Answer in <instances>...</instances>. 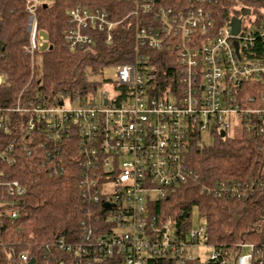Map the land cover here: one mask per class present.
<instances>
[{
  "label": "built area",
  "instance_id": "1",
  "mask_svg": "<svg viewBox=\"0 0 264 264\" xmlns=\"http://www.w3.org/2000/svg\"><path fill=\"white\" fill-rule=\"evenodd\" d=\"M24 1L31 72L0 106V216H20L26 190L9 177L19 156H31L50 179L76 176L86 206L79 239L57 238L52 246L62 255L46 245L44 264H264V243L241 242L236 254L223 253L208 244L205 225L182 232L153 212L183 186L246 199L263 184L224 180L206 188L188 152L204 130L226 135L230 121L241 123L242 134L264 135V0H116L128 9L117 19L76 4L65 12L69 53L92 52L98 40L112 43L124 24L133 59L113 66L112 78L104 67L96 89L84 95L50 96L31 91L30 83L45 46L38 8L51 4ZM232 19L239 20L236 33ZM82 77L92 76L85 70ZM10 87L0 70V88ZM202 246L211 248L204 262L191 254Z\"/></svg>",
  "mask_w": 264,
  "mask_h": 264
},
{
  "label": "trees",
  "instance_id": "2",
  "mask_svg": "<svg viewBox=\"0 0 264 264\" xmlns=\"http://www.w3.org/2000/svg\"><path fill=\"white\" fill-rule=\"evenodd\" d=\"M76 4L103 8L116 19L128 11L116 0H54L51 5L40 6L39 27L47 36V45L35 57L31 91L49 96L57 92L84 95L96 89L94 78L104 67L132 61V31L124 24L118 27L110 44L98 40L92 52L67 51L63 41V32L68 27L65 12ZM24 6V0H0V70L11 83L9 89L0 88V106L29 81L31 64L24 50L27 44ZM164 65L161 61L157 64L160 76ZM85 70H90V80L83 79ZM213 133V146L202 147L199 137L189 146V164L202 184L210 189L224 180H253L263 184L246 199L213 197L202 192L199 185L183 186L156 202L153 212L157 218L169 220L185 232L190 210L197 206L204 218L208 244L222 249L223 253L236 254V245L241 242L257 246L264 243V135L244 133L233 138L228 132L224 137ZM11 169L14 174L9 179L25 187L26 203L16 220L0 216V264H20V254L34 259L35 264H44L46 245L52 253L62 255L52 243L57 238L73 242L81 236L79 226L86 206L76 176L50 179L36 158L25 155L19 156ZM183 213L187 218L182 217Z\"/></svg>",
  "mask_w": 264,
  "mask_h": 264
},
{
  "label": "rangeland",
  "instance_id": "3",
  "mask_svg": "<svg viewBox=\"0 0 264 264\" xmlns=\"http://www.w3.org/2000/svg\"><path fill=\"white\" fill-rule=\"evenodd\" d=\"M37 3L40 4H52L54 0H34ZM245 26L247 25V22L245 21ZM40 36L43 38L44 40V45L46 46V40H47V36L43 33L40 34ZM37 62L36 58L34 59V64ZM90 71V70H87ZM106 73L107 75L112 78V75L114 74V67L113 66H108L106 67ZM92 76V75H91ZM98 76V75H97ZM95 77L94 79H96L98 77ZM103 88L98 87L97 88V95L99 96L101 91ZM104 89H108V87L104 88ZM227 118H226V122H227ZM231 122V128L228 130V134L230 137L233 138H239L242 136V125L241 123L237 120V121H230ZM217 133V132H216ZM215 141V134L211 131V130H204L201 133V139H200V145L202 147H211L213 146ZM124 160H126V158H123ZM186 221L189 224V227L193 230H196L199 226L201 225H205L204 222V218L200 215V212L197 208V206H193L190 210V214L189 217L186 219ZM171 234L175 233V227L171 225V230H170ZM211 253V248L210 246H202V247H197L191 250V254L196 258H200L201 261H206L208 259V256Z\"/></svg>",
  "mask_w": 264,
  "mask_h": 264
},
{
  "label": "water",
  "instance_id": "4",
  "mask_svg": "<svg viewBox=\"0 0 264 264\" xmlns=\"http://www.w3.org/2000/svg\"><path fill=\"white\" fill-rule=\"evenodd\" d=\"M45 6V5H44ZM245 13H247V11L246 10H244L243 11V14H245ZM230 26H231V28H232V32L233 33H236L237 31H238V29H239V20H237V19H232V21H231V23H230ZM51 48V47H50ZM220 136L221 137H224L225 136V132L224 131H221L220 132ZM182 217L183 218H187V214L186 213H183L182 214ZM34 259H30L26 264H34Z\"/></svg>",
  "mask_w": 264,
  "mask_h": 264
}]
</instances>
